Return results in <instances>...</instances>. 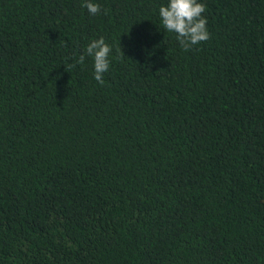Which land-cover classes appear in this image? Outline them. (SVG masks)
<instances>
[{"label": "trees", "instance_id": "1", "mask_svg": "<svg viewBox=\"0 0 264 264\" xmlns=\"http://www.w3.org/2000/svg\"><path fill=\"white\" fill-rule=\"evenodd\" d=\"M84 2L0 0V264H264V0Z\"/></svg>", "mask_w": 264, "mask_h": 264}, {"label": "clouds", "instance_id": "2", "mask_svg": "<svg viewBox=\"0 0 264 264\" xmlns=\"http://www.w3.org/2000/svg\"><path fill=\"white\" fill-rule=\"evenodd\" d=\"M82 7H85L93 16L102 11L101 6L92 0H85ZM205 10L206 6L199 0H169L166 6L161 5L159 7L162 26L167 32L175 33L176 40L185 52L210 39L207 19L203 16ZM119 51L124 56L121 47H119ZM111 52V46L101 36L87 45L84 54L79 56L77 63L83 64L85 56L92 57L95 70L94 78L103 84V74L109 70Z\"/></svg>", "mask_w": 264, "mask_h": 264}]
</instances>
